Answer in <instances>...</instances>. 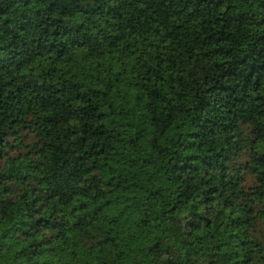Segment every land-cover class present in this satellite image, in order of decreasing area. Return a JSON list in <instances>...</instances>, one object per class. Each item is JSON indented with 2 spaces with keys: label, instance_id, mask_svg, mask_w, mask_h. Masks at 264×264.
Wrapping results in <instances>:
<instances>
[{
  "label": "trees",
  "instance_id": "1",
  "mask_svg": "<svg viewBox=\"0 0 264 264\" xmlns=\"http://www.w3.org/2000/svg\"><path fill=\"white\" fill-rule=\"evenodd\" d=\"M0 264H264V0H0Z\"/></svg>",
  "mask_w": 264,
  "mask_h": 264
},
{
  "label": "rangeland",
  "instance_id": "2",
  "mask_svg": "<svg viewBox=\"0 0 264 264\" xmlns=\"http://www.w3.org/2000/svg\"><path fill=\"white\" fill-rule=\"evenodd\" d=\"M242 159H246V155H244ZM252 182H253V178L250 175H246L245 182H244L245 186L251 185Z\"/></svg>",
  "mask_w": 264,
  "mask_h": 264
}]
</instances>
